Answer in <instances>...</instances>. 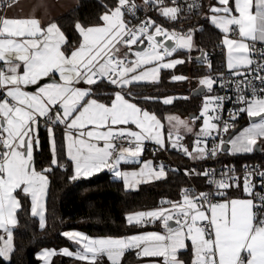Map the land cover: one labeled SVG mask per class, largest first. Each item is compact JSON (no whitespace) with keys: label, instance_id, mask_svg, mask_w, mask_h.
<instances>
[{"label":"snow or ice","instance_id":"6c2138e0","mask_svg":"<svg viewBox=\"0 0 264 264\" xmlns=\"http://www.w3.org/2000/svg\"><path fill=\"white\" fill-rule=\"evenodd\" d=\"M16 3L17 0H0V10L11 9ZM145 4L172 21L181 12L202 7L199 0H191L183 7L178 0H171L170 6L164 0H145ZM217 5L209 7L212 15L206 19L225 34L222 44L227 48L231 74L245 77L237 84V101L244 106L236 109L230 120H222L219 112L227 98L208 96L200 116L191 121L167 118L171 147L194 161L216 157L225 145H230L233 155L264 151V88L252 87L245 73L238 71H255L254 79L264 83V75L260 74L264 72V63L250 58L258 54L264 60V47L257 48V42L264 45V0H217ZM136 8L133 0H117L116 6L100 17L102 25L85 27L77 23L76 30L82 38L77 47L69 46L55 22L45 26L37 18L0 15V230L6 233V238L0 235V258L10 259L14 250L12 227L21 208L18 191L31 197V214L39 216L40 226H45L47 174L56 167L66 168L60 162L62 157L73 165L72 181L108 170L122 179L127 189L166 176L163 163L153 167L152 161L140 160L145 141H153L159 150L165 149L164 126L155 113L141 107L138 100L133 102L131 88L140 82H159L162 69H175L186 63L185 59L170 57L181 50H195L196 30L169 32L151 18L130 25L125 14L134 16ZM231 32H238L239 38L230 39ZM174 38L171 47L165 43V39ZM205 58L202 54L195 59ZM208 67L211 68L210 63ZM187 79L183 75L171 77L174 82ZM216 82L215 77L199 80L209 91ZM103 83L116 89L108 102L94 98V89ZM242 84L251 87V97L244 93ZM178 98L187 99L165 97L162 102L169 105ZM157 99L143 97L144 102ZM240 113L247 114L249 125L236 135H226L236 127ZM201 118L203 125L194 133L196 140L190 150L181 143V129L193 133L192 125ZM42 124L52 158L48 167L38 171L34 152L41 147ZM61 126L63 141L58 143L56 129ZM208 137H213L211 147L207 146ZM121 162L143 166L139 171L128 172L121 169ZM234 171L229 168L216 179L215 170L185 169L186 176L207 178L208 184L215 185V193H196L185 188L180 201H161L170 207L125 216L130 226L162 221L163 233L89 238L77 231H66L63 236L78 245L75 252L68 248L59 253L46 249L38 255L46 264L49 257L57 254L83 264H102L105 257L110 264H121L127 251L136 250L138 258H149L147 264H186L180 255L188 250L190 242L191 264H264V195L254 192L257 185L253 183L258 178L259 186L264 187V171L258 166L244 165L243 191L249 198L214 202V195L225 197L229 189L240 188L241 178L229 174Z\"/></svg>","mask_w":264,"mask_h":264},{"label":"trees","instance_id":"16d2710c","mask_svg":"<svg viewBox=\"0 0 264 264\" xmlns=\"http://www.w3.org/2000/svg\"><path fill=\"white\" fill-rule=\"evenodd\" d=\"M117 0H78L76 6L67 12L56 17L55 21L65 34L70 47H75L79 41V33L76 30V22L87 26L101 22V15L116 6ZM217 5V0H203L202 7L197 15L181 12L175 21L169 20L156 12L151 15L157 24L162 25L167 30L177 32L195 29L193 41L195 50H181L173 56L181 57L187 62L178 65L175 69H162L159 82H140L131 88L134 102H140V106L155 115L163 122L166 129L165 119L168 114L188 116L197 112L200 106L199 96H193L191 90L199 84V79L205 74L218 73L225 69L224 49L221 41V32L206 19L209 7ZM1 14V10H0ZM202 22V27L196 29V25ZM201 51L205 55L204 60L195 59ZM192 57L193 59H189ZM209 63L211 68L208 67ZM173 75H183L188 77L185 81H172ZM96 98L108 102L111 93L116 89L107 83L100 84L94 89ZM166 96L187 97L178 98L172 104L165 105L162 101ZM143 97H156L155 101L144 102ZM245 117L239 119L238 127L247 121ZM199 120H196V124ZM57 141L62 143V127L56 129ZM39 136L41 147L34 152L35 167L37 170L44 169L50 165L51 153L49 151L48 134L43 126L40 127ZM193 133H186L183 142L189 149L193 145ZM264 151L253 152L251 154L233 155L228 151L223 152V159L227 162L240 165L243 162L259 161L264 163ZM153 159L155 163H163L166 176L159 180L141 183L135 189H126L123 181L114 177L109 171L104 170L89 178L70 180L72 176V164L66 157H62L60 162L66 168H53L48 173V189L45 197V226L42 228L36 216L32 215L29 209V198L22 192L16 195L21 203V208L16 212L17 223L13 227V252L10 259L0 258V264H37L36 252L42 247H54L55 250L62 245L68 244L69 240L63 236L66 229H78L91 235L118 236L135 232L145 226H130L127 224L125 216L129 212L145 210L162 206L161 201H180L183 187L189 184L188 178L183 170L195 169L197 172L205 168L212 162L211 158L194 161L186 156L182 151L165 146L159 150L151 148L143 152V157ZM173 169H177L173 171ZM197 188H207L206 180L202 176H192ZM246 195L240 188H232L225 198ZM167 205V204H164ZM59 253V252H57ZM191 246L187 251H183L180 259L186 264H191ZM137 259L134 250L126 252L121 264H133ZM50 264H83L72 257L64 255H54ZM102 264H110L106 258Z\"/></svg>","mask_w":264,"mask_h":264},{"label":"built area","instance_id":"2783aa9c","mask_svg":"<svg viewBox=\"0 0 264 264\" xmlns=\"http://www.w3.org/2000/svg\"><path fill=\"white\" fill-rule=\"evenodd\" d=\"M133 2L135 3V5H137V8L135 10V15L133 16V15H130L128 13L125 14L126 20L130 22V25H138L141 21H144L147 18H151L152 20H154V17L151 15L152 12H156L157 14H159V11L155 7H153L152 5H146L145 0H143L144 4H140L136 0H133ZM164 2H165V5H169V6L171 5V0H164ZM190 2H191V0H178V3L181 7L185 6L187 3H190ZM199 2L202 4L203 0H199ZM199 11H200V8L196 9L194 11H191V12L184 11L183 13H188L191 15H197L199 13ZM201 27H202V22L198 23L195 28L200 29ZM171 31H173V30H171ZM175 32H177V31H175ZM177 33L183 34V33H186V31L177 32ZM228 35L233 37V38H238V32H231ZM220 43H221V41H220ZM261 47H264V45H261L259 42H257V48H261ZM250 58L253 59L254 61L264 63V60H262L258 54H253ZM250 67L252 69H255V65H252ZM238 71L245 73V75L247 76V80L251 81L252 87H255L257 89L264 88V83H261L260 80L254 79V76L256 75L255 71L249 72L248 69H245V68H240ZM260 74L264 75V72H261ZM208 77H215L217 82L213 85V89L211 91H209L207 89V87L204 86V93L208 94L209 96H213V97H226L227 98L223 102V107L221 108L219 115L221 116L222 120H230V116L235 112V110L244 106V105L238 103V101H237V96L239 93V89L237 88V84L240 83L242 80H244L245 77L239 76V75L233 76L231 74L230 70L227 68H225L223 71L218 72V73H210V74H208ZM241 87L244 88V93L246 95H248L249 97H251V87H247L243 84L241 85ZM243 116L246 117L247 116L246 113H240L239 116L236 118V120H235L236 127L235 128L238 127L239 119ZM215 142L216 143L219 142L218 136L215 138ZM212 143H213V137H208L207 138V146L211 147ZM201 146H204V145H201ZM153 147L156 149H159V146L154 145L148 141H145L143 152H145V151H147ZM224 151H227V150H223L216 157L211 158L212 162L210 164H207L205 166V168L199 172H203L204 170H215V173H216L215 178L219 179L221 177V174H223L224 172H227L229 168H234L235 171L232 173H229V174L235 175V176L241 178L240 184H241L242 189H243L242 177H243V166L244 165L258 166L260 171H264V163H261L259 161L243 162L240 165H237L236 163H232V162H227L223 159V152ZM189 170H191V169H189ZM183 173H184V170H183ZM186 177L189 180V184L184 186L183 189L191 188L196 193H199V192H209V193H213V194L215 193V191H216L215 185L208 184L207 178L204 177L208 187L207 188H197L195 183L193 181H191L192 176H186ZM253 183H255L257 185V187L254 189V192L259 193L260 195H264V187L259 186L260 185L259 179L254 178ZM224 198L225 197H220V196L214 195V202L222 200ZM146 225H151V224H146ZM143 226H145V225H143Z\"/></svg>","mask_w":264,"mask_h":264},{"label":"crops","instance_id":"0c3cea01","mask_svg":"<svg viewBox=\"0 0 264 264\" xmlns=\"http://www.w3.org/2000/svg\"><path fill=\"white\" fill-rule=\"evenodd\" d=\"M136 1H138L140 4H144L143 0H136ZM77 3H78V0H17V3L11 9L3 8L1 10V14L0 15H5L6 14L10 18H37V19H39L42 22V24H44L46 26L48 23H52V22L56 23V21H55L56 17L60 16L61 14L65 13V12H67L68 10L72 9L74 6H76ZM253 11H255V9H253ZM234 14H235V12H234ZM124 18L126 20V16ZM77 23H79V22H76V24ZM76 24H75V26H76ZM102 24H103V21H101L98 24L87 25L85 27L99 26V25H102ZM224 35L225 34L221 33V43H222V41L224 39ZM229 38L230 39H238L239 37L238 38H233V37L229 36ZM81 39L82 38H81V36L79 34V41H78V44L75 47H77L79 45V43L81 42ZM162 39H164V38H162ZM174 42L175 41L173 39V45H174ZM145 45H146V42H145ZM223 49H224V53H223L224 54V65H225V68L228 69V67H227V48H226V46H223ZM131 58L135 59L134 56H132ZM170 58H180V59H182L181 57H178V56H172ZM159 75H160V73H159ZM80 86L81 87H87V85H84V84H81ZM94 98H96V97H94ZM161 123L163 125L162 121H161ZM132 127H133V130H136L135 126H132ZM163 131H164V135H165V146L171 147L170 142L167 140V132L164 129H163ZM62 135H63V127H62ZM148 142L156 145L153 141H148ZM140 160L141 161H152L153 167H156V166L161 164V163H155L153 161V159L150 158V157H147V156L143 157V153H142V155L140 157ZM142 166H143L142 163L125 164L124 162H121V169L123 171H128V172L139 171ZM72 170H73V165H72ZM72 175H73V173H72ZM137 186L136 187H131V188H128V189H135V188H137ZM28 198H29V209H30V212H31V197L28 196ZM233 198L246 199V198H249V197L247 195H236V196L228 197L227 199H233ZM43 203H44L43 214H45V198L43 200ZM162 206L163 207H170L169 205H162ZM162 206L153 207V208L140 210V211H148V210L156 209V208H159V207H162ZM36 217H37V219L39 221V224H40L39 216H36ZM44 217H45V215H44ZM10 227H12V226H10ZM12 231H13V227H12ZM66 231H77V232H80V233L84 234L85 236H87L89 238H104V237H125V236H131V235L140 234V233H147V232H161V233H163L164 232V228L162 226V221H157V222L154 223L153 226H145V227H143V228H141V229H139V230H137L135 232H132L130 234L118 235V236L91 235V234H87L84 231H81V230H78V229H66V230L63 231V233L66 232ZM0 235L5 236V238H6V233L3 230H0ZM72 243H73V246H76L75 249H77L78 245L76 243H74V242H72ZM188 243L191 246L190 242H188ZM12 244H13V241H12ZM46 249L47 250H55L54 247H42L39 250H37L36 257L39 260L38 264H46V261L44 259L40 258L39 255H38V254L42 253L44 250H46ZM134 252H135V255H136V250H134ZM53 256L48 258V264H50L51 259L53 258ZM191 256H192V254H191ZM148 259L149 258H138L137 257L136 261L133 264H147Z\"/></svg>","mask_w":264,"mask_h":264},{"label":"rangeland","instance_id":"374dc122","mask_svg":"<svg viewBox=\"0 0 264 264\" xmlns=\"http://www.w3.org/2000/svg\"><path fill=\"white\" fill-rule=\"evenodd\" d=\"M235 14H238V13H235ZM212 15V13H210V12H208L207 13V16L208 17H210ZM208 21L210 22V19H208ZM211 23V22H210ZM215 27V26H214ZM215 28H217V27H215ZM218 29V28H217ZM222 34H224L220 29H218ZM169 32H172L171 30H169ZM174 41H175V38H174ZM146 44H147V41H146ZM204 77H208V74H205V75H203L202 77H200V79L201 78H204ZM199 79V80H200ZM209 95L208 94H206V93H202V94H200V96H199V99H200V106H199V110H198V112H197V116H200V112H201V109H202V106H203V103H204V101H205V98L206 97H208ZM166 97H171V96H166ZM168 117H179L181 120H184V121H191L189 118H188V116H179V115H176V114H168L167 116H166V119H165V124H166V129H167V131H168V128L170 127V124H169V120L167 119ZM244 120H246L247 122L245 123V124H243L241 127H239V129H237L232 135H236V134H238L239 133V131H241V130H243V128H245V127H247L248 125H249V123H250V121H249V118H248V116H246L245 117V119ZM202 125H203V118H201V119H199V123H197L196 124V121H195V123L192 125L193 126V129H194V133L195 132H198L199 130H200V128L202 127ZM166 131V132H167ZM181 132H182V135H183V138H185V135H186V133L187 132H185L183 129H181ZM196 140V136L194 135V137H193V145H192V148L194 147V141ZM181 143L183 144V145H185L184 144V142H183V139L181 140ZM192 148H190V150L192 149ZM229 149H230V145H229V147H228V149H227V151L230 153V151H229ZM263 157H264V153H263ZM247 195V194H246ZM140 211V210H139ZM134 212H137V211H134ZM134 212H129V213H134ZM129 213H127V214H129ZM63 248H68L70 251H73V252H75L77 249H75L76 248V246H73V243L72 242H70L69 241V243L68 244H65V245H62L61 247H59L58 249H57V252H59L61 249H63ZM55 249V248H54ZM38 263H39V260H38ZM37 263V264H38Z\"/></svg>","mask_w":264,"mask_h":264},{"label":"water","instance_id":"95a60500","mask_svg":"<svg viewBox=\"0 0 264 264\" xmlns=\"http://www.w3.org/2000/svg\"><path fill=\"white\" fill-rule=\"evenodd\" d=\"M157 39H162V37H158ZM165 43L171 47V46L173 45V40L169 41V40H166V39H165ZM142 47H143V46H142ZM202 54H203V51H201L198 55H195L194 57H195V58H196V57H200ZM203 92H204V86H202V85H200V84H198L195 88H193V89L191 90V94H192L193 96L200 95V94H202ZM195 115H196V114L193 112V113H190V114H189V117H194ZM236 130H237V128H234V129L231 130V132H230L229 134H227V135H232ZM228 147H229V145H225V146H224V150H227ZM256 152H258V151H256ZM170 223H173V224H174V222H170Z\"/></svg>","mask_w":264,"mask_h":264}]
</instances>
